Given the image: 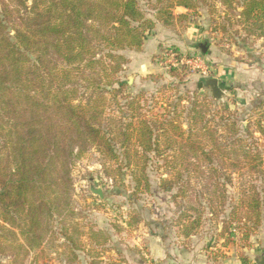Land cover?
<instances>
[{
  "label": "trees",
  "instance_id": "obj_1",
  "mask_svg": "<svg viewBox=\"0 0 264 264\" xmlns=\"http://www.w3.org/2000/svg\"><path fill=\"white\" fill-rule=\"evenodd\" d=\"M205 3L0 0V254L13 258L9 264H36L29 263L31 254L57 234L75 260V250L85 249L71 233L83 236L72 221V168L92 149L115 182L122 184L128 171L136 193L151 190L155 164L185 239L200 232L208 214L222 224L223 247L238 230L243 248H251L264 227V104L246 121L202 89L168 87L175 94L165 93L157 112V106L145 108L144 93L125 94L129 84L119 77L130 62L123 52H141L158 23L184 30ZM218 3L232 28L245 34L242 42L264 40V0ZM178 8L185 12L177 14ZM151 12L155 19L147 17ZM247 174L263 187L244 184ZM234 176L241 179L239 196L225 215ZM83 237L90 249L111 239L95 228Z\"/></svg>",
  "mask_w": 264,
  "mask_h": 264
},
{
  "label": "rangeland",
  "instance_id": "obj_2",
  "mask_svg": "<svg viewBox=\"0 0 264 264\" xmlns=\"http://www.w3.org/2000/svg\"><path fill=\"white\" fill-rule=\"evenodd\" d=\"M144 9L147 12L149 10L146 7ZM153 15L154 13L151 12L147 14V17L155 19ZM224 17L225 9L218 0H206V3L199 8L195 20L203 32L202 43H207L212 48V52L221 60L220 65L229 68L230 64H235L242 70L255 73L250 80L244 77L223 84L225 96L220 100L221 105L237 113L239 119L253 121L257 112L252 110L257 104H264V40L250 38L247 43L242 42L241 39L245 37V34L241 28L237 25L232 28L231 22ZM223 28L226 31H223ZM236 31H240V34L237 35ZM164 49L165 46H162L153 53L151 58L156 69L160 71L154 69L153 74H148L142 80L137 79L135 83L131 81L125 89V94L144 93L146 101L142 103L145 108L152 110L154 106H157V112H163L160 107L165 104V93L169 96L175 94L165 89L174 87L184 92L187 89L185 79L191 76L194 79L200 78L187 69L177 71L176 78L168 74L172 80L169 77L166 78V70L162 69L158 63L160 53ZM128 53L129 51H125L123 54L128 55ZM121 74L120 79L127 81L130 74ZM201 95L212 97L210 91H202ZM119 102L125 103L122 99ZM102 163L101 155L92 149L73 166L75 216L72 221L78 224V229L83 236L90 228L104 231L111 238L108 244L102 248L90 249L85 237L74 235L72 231L76 245L81 247L83 243L85 247L84 250L83 248L75 250L74 253L77 256L75 260L73 253L64 252V241L61 235L57 234L53 242L49 241L43 250L31 254L29 263L34 261L36 264H178L180 253L192 250L195 251L196 257L206 254L212 258L218 254L220 258H225L227 257L225 253L231 251H234L240 259L244 257L248 249L244 250L238 230L233 232L234 242L226 248L223 247V239L219 236L222 224L220 221H212L208 214L197 235L187 240L179 234L180 229L176 224L178 217L176 205L172 194L160 188L162 171H159L155 164L149 167L151 190L147 193H136L134 182L128 171L123 172L124 182L120 184L106 175ZM234 177V185L228 187L229 202L225 215L229 214L239 196L241 179ZM247 182L258 183L260 187H263V184L255 182L254 178L248 174L243 183ZM92 187L102 189L104 198L100 199L94 195L91 192ZM132 217L137 219V224L130 227L126 222L132 220ZM57 229L58 225L55 227V233L58 232ZM0 243L5 245L2 236ZM11 258L0 254V264H9L13 259Z\"/></svg>",
  "mask_w": 264,
  "mask_h": 264
},
{
  "label": "crops",
  "instance_id": "obj_3",
  "mask_svg": "<svg viewBox=\"0 0 264 264\" xmlns=\"http://www.w3.org/2000/svg\"><path fill=\"white\" fill-rule=\"evenodd\" d=\"M177 11L180 13L185 12L181 8H178ZM202 33V29L199 27V23H197L196 20L190 23L184 30L179 28L176 30L169 29L158 23L153 34L145 41L141 52L129 51L128 55H125L128 56L127 58L130 62L126 67V70L121 75L130 74L127 78V82L129 84L131 81L135 83L137 79L142 80L148 74H153V70L156 69V65L153 63L151 58L153 53H156L162 48V46L176 47L187 53H200V46L203 44ZM204 44L207 46V53L206 55L202 52L201 53L211 61L212 76L210 78L218 79L222 90H224L223 84H228L233 80L243 79L244 77L250 80L255 76L254 72H251L250 70L245 71V69L242 70L235 64H230L229 68H226L224 65H220V58L212 52V48H210L207 43ZM156 70L160 71L158 68ZM168 74L169 73L165 71L166 78H170ZM185 80L187 81L185 87L188 90L195 91L199 89L198 86L201 80L200 78L194 79V77L191 76ZM202 90L209 91L206 89ZM260 231V233L258 232L256 236L252 237L251 248L245 252L244 257L241 259L230 249L229 251L231 252L225 253L227 257L218 258L216 261L213 257L211 258L206 256V254L201 257H196V254L194 253L195 251L192 250L191 252L183 251V253H180L181 256H179L178 264H260L261 258L264 255V227H262Z\"/></svg>",
  "mask_w": 264,
  "mask_h": 264
},
{
  "label": "built area",
  "instance_id": "obj_4",
  "mask_svg": "<svg viewBox=\"0 0 264 264\" xmlns=\"http://www.w3.org/2000/svg\"><path fill=\"white\" fill-rule=\"evenodd\" d=\"M159 66L166 71L190 70L201 79L212 76V64L202 53H187L176 47H165L158 59Z\"/></svg>",
  "mask_w": 264,
  "mask_h": 264
},
{
  "label": "water",
  "instance_id": "obj_5",
  "mask_svg": "<svg viewBox=\"0 0 264 264\" xmlns=\"http://www.w3.org/2000/svg\"><path fill=\"white\" fill-rule=\"evenodd\" d=\"M200 48H201L202 53L204 55H206L207 46L205 44H202L200 46ZM198 88L199 89H206V90L211 91V95H212V98H213L214 101H220L225 96V92L220 87L219 80L216 79V78H208L205 81L200 82ZM91 192L94 195L98 196L100 199L104 198L103 191L100 188L96 189V188L92 187ZM260 264H264V255L261 258Z\"/></svg>",
  "mask_w": 264,
  "mask_h": 264
}]
</instances>
